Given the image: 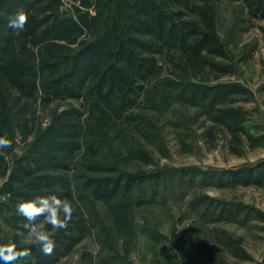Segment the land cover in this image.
<instances>
[{
	"label": "trees",
	"instance_id": "trees-1",
	"mask_svg": "<svg viewBox=\"0 0 264 264\" xmlns=\"http://www.w3.org/2000/svg\"><path fill=\"white\" fill-rule=\"evenodd\" d=\"M220 1L98 0L95 13L76 7L73 16L62 0H0V136L12 141L0 149V163L7 158L13 163L0 218L13 230L12 244L32 251L16 264H61L98 228L96 203L109 209L114 226L122 229L125 213L141 216L146 224L141 210L164 204L168 197L190 196L187 204L199 224L264 221V212L254 206L196 190L204 184L263 186L264 159L217 171L144 168L152 162L153 149L168 153L157 142L162 137L156 120L175 104L205 116L210 122L206 137L224 131L233 153H241L244 140L258 143L244 128L246 111L237 103L247 90L238 82L213 81L234 72L228 44L217 31ZM234 1L251 17L264 18V0ZM20 9L28 22L16 35L7 23ZM83 27L87 35L76 41ZM61 100H69V106L59 108ZM37 105L50 108L45 125L29 122ZM187 120L182 115L170 121L184 150L191 149ZM17 134L22 140L31 136L19 155L12 152ZM134 160L139 164L131 165ZM52 193L70 200L73 217L66 230L55 231L56 249L49 257L23 242L27 221L17 215L16 204ZM144 224L141 232L159 236ZM217 240L245 258L229 238ZM98 264L134 263L122 254H106Z\"/></svg>",
	"mask_w": 264,
	"mask_h": 264
},
{
	"label": "rangeland",
	"instance_id": "rangeland-1",
	"mask_svg": "<svg viewBox=\"0 0 264 264\" xmlns=\"http://www.w3.org/2000/svg\"><path fill=\"white\" fill-rule=\"evenodd\" d=\"M98 0L83 4L81 0H72L64 8L76 16V7L88 14L95 13ZM79 35L76 41L87 33ZM217 31L226 40L234 72L214 78L222 81L238 82L247 90L245 97L238 101L246 111L243 123L248 133L258 138V143L243 141L240 154L233 153L228 143L229 137L224 131L215 130L213 136L206 137L210 122L204 115L195 114L193 107L172 105L156 120L161 131V140L168 150L167 154L153 149L152 162L144 168L171 165L174 167H197L214 170L249 164L264 159V18L251 17L239 1L221 0L218 4ZM64 44L67 42L64 40ZM75 46L76 42L70 43ZM39 75V74H38ZM39 76L37 77V79ZM67 101H59V108L69 106ZM73 101L72 104H76ZM50 108L37 105L30 117V124L39 122L45 125L49 121ZM156 113V118L158 117ZM186 117L188 130L187 142L191 149L184 150L177 140L174 126L170 121L181 116ZM155 118V119H156ZM182 128L180 131H183ZM17 134L12 152L22 153L26 142L31 141ZM13 154V153H12ZM0 163V201L8 198L4 185L12 171L13 163L9 158ZM139 164L136 160L130 163ZM136 166V165H135ZM213 172V171H211ZM199 177V176H198ZM199 194H209L222 200L243 202L264 212V185L219 187L204 184L196 189ZM190 197V196H189ZM189 197L172 201L169 197L164 204L146 206L139 215L124 214V229L114 226L109 218L110 210L103 204H93L97 212V224L90 233L65 257L61 264H98L99 256L122 254L134 264H262L264 262V221L250 219L245 224L234 221H217L199 224L196 216L190 213L187 204ZM138 211V210H136ZM140 211V210H139ZM144 226L154 229L159 236H150L140 231ZM100 227L103 230H100ZM132 227V228H131ZM99 230V235H98ZM215 232V233H214ZM218 233V235H216ZM13 230L0 218V245L12 244ZM229 238L246 253L245 258L231 254L228 248L217 240Z\"/></svg>",
	"mask_w": 264,
	"mask_h": 264
},
{
	"label": "clouds",
	"instance_id": "clouds-1",
	"mask_svg": "<svg viewBox=\"0 0 264 264\" xmlns=\"http://www.w3.org/2000/svg\"><path fill=\"white\" fill-rule=\"evenodd\" d=\"M27 22L28 14L20 9L9 17L7 27L19 35L25 31ZM11 144L7 135L0 136V149L9 148ZM16 213L27 221L23 225V242L37 246L42 255L50 257L56 249L53 238L55 231L68 228L73 217V207L70 200L52 193L20 200L16 204ZM31 255L32 251L28 247L18 249L15 244L0 245V261L3 264H16Z\"/></svg>",
	"mask_w": 264,
	"mask_h": 264
},
{
	"label": "built area",
	"instance_id": "built-area-1",
	"mask_svg": "<svg viewBox=\"0 0 264 264\" xmlns=\"http://www.w3.org/2000/svg\"><path fill=\"white\" fill-rule=\"evenodd\" d=\"M72 0H62L63 6L65 7L67 4H69ZM69 2V3H68Z\"/></svg>",
	"mask_w": 264,
	"mask_h": 264
}]
</instances>
